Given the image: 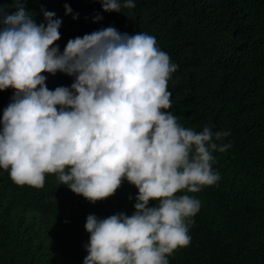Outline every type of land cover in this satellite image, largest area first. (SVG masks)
I'll list each match as a JSON object with an SVG mask.
<instances>
[{
	"label": "clouds",
	"instance_id": "obj_1",
	"mask_svg": "<svg viewBox=\"0 0 264 264\" xmlns=\"http://www.w3.org/2000/svg\"><path fill=\"white\" fill-rule=\"evenodd\" d=\"M69 1L49 0L37 13L23 0H13L10 13L0 6V91L14 90L0 117V169L35 188L55 174L91 203L126 180L138 190L134 212L86 217L83 264H169L190 243L201 207L188 193L221 178L213 152L232 147L224 142L230 129L197 131L169 111L167 84L178 65L154 35L109 25L74 38L67 28L60 39L65 17L49 11V2L70 14ZM99 3L104 12L136 7L135 0ZM57 72L74 78L70 87H47L42 73Z\"/></svg>",
	"mask_w": 264,
	"mask_h": 264
},
{
	"label": "trees",
	"instance_id": "obj_2",
	"mask_svg": "<svg viewBox=\"0 0 264 264\" xmlns=\"http://www.w3.org/2000/svg\"><path fill=\"white\" fill-rule=\"evenodd\" d=\"M48 1L23 0L35 13ZM88 2L70 0V14L49 2V11L65 17L60 39L67 28L74 38L109 25L154 35L178 65L167 84L169 111L185 127L199 131L211 124L213 131L231 132L224 142L232 147L213 152L220 180L188 193L201 207L192 217L190 243L174 250L169 264H264V0H135V8L121 13L104 12L99 0ZM5 5L15 11L13 0H0ZM74 13L81 16L73 19ZM97 13L103 19L94 22ZM42 75L49 89L70 87L74 79ZM13 93L0 91V117ZM137 192L125 180L112 196L91 203L55 174L35 188L15 184L0 169V264H83L86 217L131 215Z\"/></svg>",
	"mask_w": 264,
	"mask_h": 264
}]
</instances>
